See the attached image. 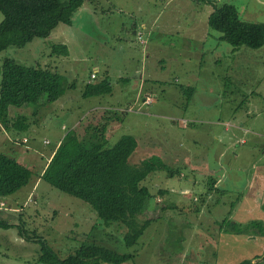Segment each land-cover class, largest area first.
<instances>
[{"label": "rangeland", "instance_id": "obj_1", "mask_svg": "<svg viewBox=\"0 0 264 264\" xmlns=\"http://www.w3.org/2000/svg\"><path fill=\"white\" fill-rule=\"evenodd\" d=\"M213 1L233 3L238 19L264 24V2ZM209 9L204 0H93L72 13L70 25L0 52V63L8 57L59 75V98L15 110L33 124L12 132L13 141L0 150L30 170L24 186L0 199L17 208L0 211V264H43L37 240L59 259L93 240L132 253L123 264H239L263 251V238L229 234L219 222L233 201L230 220L264 223V46L232 49L205 24ZM53 44H63L67 54L52 53ZM93 69L90 82L106 79L110 92L82 97ZM186 86L193 89L189 98L179 92ZM148 91V105L133 102ZM102 110H115L119 121ZM105 122L107 146L132 135L140 158L153 155L181 171L146 179L151 197L139 213L153 220L130 247L114 223L104 226L87 203L39 178L66 131ZM209 178L215 185L203 200ZM166 201L180 210H166Z\"/></svg>", "mask_w": 264, "mask_h": 264}, {"label": "trees", "instance_id": "obj_2", "mask_svg": "<svg viewBox=\"0 0 264 264\" xmlns=\"http://www.w3.org/2000/svg\"><path fill=\"white\" fill-rule=\"evenodd\" d=\"M92 1L0 0V52L8 46L22 47L34 38H45L58 24L70 25L72 13L82 3ZM204 2L210 7L206 25L219 33V40L231 45L232 49L241 45L250 49L264 46V27L233 21L235 9L230 3L216 4L212 0ZM138 34L135 33L136 36ZM50 51L57 55L67 54L63 44L51 45ZM91 73L89 80L83 85L81 96L91 97L109 93V82L106 79L90 82L95 78V72L94 77L90 78ZM192 91L193 89L188 86L179 88V92L183 94L185 92L187 98ZM146 97L149 98L148 103L144 102ZM58 98L59 75L55 70L39 65H22L8 57L2 59L0 63L2 129L15 134L25 131L30 123H33L28 120L29 116L16 113L15 110L24 105L35 108L43 103H52ZM151 100L150 95H144L140 105H148ZM33 108L29 111L30 115L35 112ZM102 111H108L115 121H119L115 110ZM109 117H106L108 122L111 120ZM181 122L186 124L183 120ZM60 127L62 128V125ZM107 129L108 124L105 122L98 128L88 124L81 133L78 132L80 134L74 127L66 131L51 151L39 173V178L51 187L87 203L104 226L114 223L122 230L123 244L130 247L153 220L139 213L140 208L146 206L151 197L145 184L146 179L157 171L165 172L168 177H173L178 172L180 174L181 171L164 164L153 155L140 158L136 155L139 144L137 145L132 135H121L112 145L107 146L105 136ZM29 176L28 167L0 152V199L24 186ZM207 184L203 200L213 190L215 180L209 178ZM182 191L187 193L186 190ZM233 204V201L230 202L227 217L220 220L221 227L226 224L224 230L229 234L264 239L262 221L250 219L239 223L228 218ZM165 209L175 213L180 210L172 201H166ZM192 209L197 211L196 208ZM37 241L40 242L37 261L43 264H123L134 257L132 253H118L93 240H84L72 253L59 259L42 241ZM262 249L260 254L239 264H264V240Z\"/></svg>", "mask_w": 264, "mask_h": 264}, {"label": "crops", "instance_id": "obj_3", "mask_svg": "<svg viewBox=\"0 0 264 264\" xmlns=\"http://www.w3.org/2000/svg\"><path fill=\"white\" fill-rule=\"evenodd\" d=\"M213 1V0H212ZM257 1H259V2H264V0H257ZM232 5H233V3H231ZM209 6V5H208ZM234 6V5H233ZM234 9H235V11H234V17H235V20L236 21H238V22H240V23H243V24H246V25H253V26H258V27H264V24H262V23H260V21H257V23H251V22H246L245 20L243 21V20H241V19H238L239 18V16L238 17H236V7L234 6ZM210 10V9H209ZM209 12V11H208ZM208 14V13H207ZM207 16V15H206ZM205 24H206V19H205ZM139 34H140V32H138ZM136 38H137V36H136ZM138 39V38H137ZM139 40V42L140 43H143L142 42V40H140V39H138ZM93 72H95V69H93ZM141 75L139 74V78H141L140 77ZM148 94H150V92L148 91L147 93L146 92H144V93H140V94H136L135 96H134V100H133V102H135V101H138V102H140L141 103V100H142V98H143V96L144 95H148ZM98 107V106H97ZM96 107V108H97ZM181 121H182V119H181ZM10 136H12V132H10V131H5L4 129H2V127L0 126V150L1 149H4V148H6V147H8V142L10 143L11 142V137ZM13 137V136H12ZM22 138H24V137H21V139ZM14 139V138H13ZM13 141V140H12ZM27 141V140H26ZM5 145V146H4ZM54 149V148H53ZM52 149V150H53ZM1 152V151H0ZM3 153V152H2ZM48 160V159H47ZM264 169V168H263ZM261 175V180H260V183H262L263 181H264V174L263 173H261L260 174ZM29 194V193H28ZM1 202V201H0ZM17 209V208H14L13 206H7V207H5V205L4 204H2V207L0 208V211H4V210H6V211H11V212H13V211H15V210ZM263 221H264V219H262ZM249 238H251V237H249ZM256 238H257V236L256 237H253L252 239L253 240H256ZM259 238H261V237H258L257 238V240H259ZM261 240V239H260ZM263 244V243H262ZM254 255V254H253ZM250 259V258H249Z\"/></svg>", "mask_w": 264, "mask_h": 264}, {"label": "built area", "instance_id": "obj_4", "mask_svg": "<svg viewBox=\"0 0 264 264\" xmlns=\"http://www.w3.org/2000/svg\"><path fill=\"white\" fill-rule=\"evenodd\" d=\"M138 38H139V34H138V36H137ZM94 77V72H92L91 74H90V78H93ZM144 102L145 103H148L149 102V98L148 97H146L145 98V100H144ZM23 141H25L26 139H22ZM43 143H47V141L46 140H43ZM2 207V202H0V208Z\"/></svg>", "mask_w": 264, "mask_h": 264}]
</instances>
